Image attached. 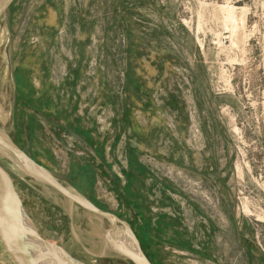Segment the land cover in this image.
<instances>
[{"label": "rangeland", "instance_id": "obj_1", "mask_svg": "<svg viewBox=\"0 0 264 264\" xmlns=\"http://www.w3.org/2000/svg\"><path fill=\"white\" fill-rule=\"evenodd\" d=\"M150 6L137 33L149 45L143 61L118 80L117 122L108 113L100 142L79 147L66 129L37 125L19 90L29 0H14L0 18V134L70 194L128 225L148 264H264V0ZM124 86H133L127 98ZM0 168L44 241L81 264H133L111 247L123 226L26 175L10 153L0 151ZM0 264H13L1 244Z\"/></svg>", "mask_w": 264, "mask_h": 264}, {"label": "crops", "instance_id": "obj_2", "mask_svg": "<svg viewBox=\"0 0 264 264\" xmlns=\"http://www.w3.org/2000/svg\"><path fill=\"white\" fill-rule=\"evenodd\" d=\"M152 2L29 0L30 41L19 53L23 58L28 51L29 67L18 63L14 70L20 92L28 90L37 125L66 129L79 147L100 142L103 119L118 114V80L125 83L126 76L134 75L133 61H143L148 42L137 33L140 21H149L150 7L157 10ZM133 86H124V97L132 94ZM140 92L142 112L147 96L146 90ZM112 119L116 123L118 115ZM91 128H96L93 139L87 131Z\"/></svg>", "mask_w": 264, "mask_h": 264}, {"label": "water", "instance_id": "obj_3", "mask_svg": "<svg viewBox=\"0 0 264 264\" xmlns=\"http://www.w3.org/2000/svg\"><path fill=\"white\" fill-rule=\"evenodd\" d=\"M14 0H0V18L11 6ZM1 135V134H0ZM3 136V135H2ZM0 141V148L7 150L17 162L29 169L32 177L50 185L63 198L78 207L99 217L105 218L111 224L123 226L130 236L136 249L135 254L124 255L133 264H148L139 253L128 225L117 218L102 212L90 203L70 194L47 170L37 165L24 152L15 146L5 136ZM0 244L13 264H81L56 247L44 241L36 232L34 226L25 215L10 178L0 168Z\"/></svg>", "mask_w": 264, "mask_h": 264}, {"label": "bare ground", "instance_id": "obj_4", "mask_svg": "<svg viewBox=\"0 0 264 264\" xmlns=\"http://www.w3.org/2000/svg\"><path fill=\"white\" fill-rule=\"evenodd\" d=\"M4 137L2 135H0V141H3ZM0 151H3L7 154H9V152L5 149L0 148ZM22 166V165H21ZM25 170V174L29 175V176H33L31 171L29 169H27L26 167L22 166ZM120 235H117L115 237V239L111 240V247L117 251H119L120 253H122L123 255H129V254H135L136 255V249L135 246L133 244V241L131 240L130 236L126 233H119ZM69 264V263H67Z\"/></svg>", "mask_w": 264, "mask_h": 264}]
</instances>
